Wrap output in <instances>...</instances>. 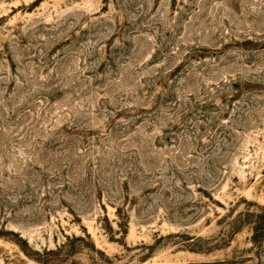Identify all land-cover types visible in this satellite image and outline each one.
<instances>
[{"label": "rangeland", "instance_id": "rangeland-1", "mask_svg": "<svg viewBox=\"0 0 264 264\" xmlns=\"http://www.w3.org/2000/svg\"><path fill=\"white\" fill-rule=\"evenodd\" d=\"M0 264H264V0H0Z\"/></svg>", "mask_w": 264, "mask_h": 264}, {"label": "trees", "instance_id": "trees-1", "mask_svg": "<svg viewBox=\"0 0 264 264\" xmlns=\"http://www.w3.org/2000/svg\"><path fill=\"white\" fill-rule=\"evenodd\" d=\"M260 232H261L260 228H258V229L254 228V234H255V235H256V234H259Z\"/></svg>", "mask_w": 264, "mask_h": 264}]
</instances>
